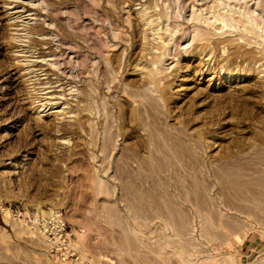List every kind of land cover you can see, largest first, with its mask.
Returning a JSON list of instances; mask_svg holds the SVG:
<instances>
[{"label":"rangeland","instance_id":"374dc122","mask_svg":"<svg viewBox=\"0 0 264 264\" xmlns=\"http://www.w3.org/2000/svg\"><path fill=\"white\" fill-rule=\"evenodd\" d=\"M213 4L0 0V264H69L51 210L85 264H264L237 249L264 244V48L198 35Z\"/></svg>","mask_w":264,"mask_h":264},{"label":"built area","instance_id":"2783aa9c","mask_svg":"<svg viewBox=\"0 0 264 264\" xmlns=\"http://www.w3.org/2000/svg\"><path fill=\"white\" fill-rule=\"evenodd\" d=\"M33 231L39 236L48 254L59 262L71 264H85L86 260L78 253L75 242L76 234L82 228L68 225L60 212L51 210L31 220Z\"/></svg>","mask_w":264,"mask_h":264},{"label":"bare ground","instance_id":"6f19581e","mask_svg":"<svg viewBox=\"0 0 264 264\" xmlns=\"http://www.w3.org/2000/svg\"><path fill=\"white\" fill-rule=\"evenodd\" d=\"M214 4L211 6L213 8L212 18L213 20H210L209 18H202L198 15L196 16V20L205 23L206 25H210L212 27V31L208 30H197L198 35H217L222 34L226 32L223 29L225 28H234L238 31H246L248 33H254L256 34L259 39L261 40V44L264 48V26L261 25V23L257 20V18L254 16V10H250L246 3H244L243 8H235V6H231L228 2H225L224 0H213ZM150 21L146 22L145 24H148ZM220 23L219 30H216V27L214 26L215 23ZM150 24V23H149ZM198 27V26H197ZM218 28V27H217ZM161 40V46L167 47L168 42L165 40L164 36H158ZM237 40V39H236ZM261 58H264V51L262 54V57H257V60H260ZM261 71L264 72V69ZM36 108L38 112L45 114L54 112L52 111L53 107L46 108V106L43 108V103L36 104ZM59 111V110H58ZM48 115V114H47Z\"/></svg>","mask_w":264,"mask_h":264},{"label":"crops","instance_id":"0c3cea01","mask_svg":"<svg viewBox=\"0 0 264 264\" xmlns=\"http://www.w3.org/2000/svg\"><path fill=\"white\" fill-rule=\"evenodd\" d=\"M264 244L256 236L245 237L238 245V251H240V256H247L251 253L263 252Z\"/></svg>","mask_w":264,"mask_h":264}]
</instances>
